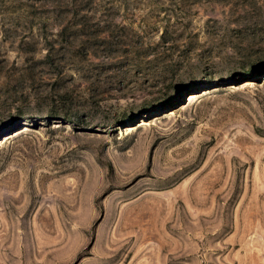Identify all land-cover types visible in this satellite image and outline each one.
Returning a JSON list of instances; mask_svg holds the SVG:
<instances>
[{
  "label": "rangeland",
  "instance_id": "obj_1",
  "mask_svg": "<svg viewBox=\"0 0 264 264\" xmlns=\"http://www.w3.org/2000/svg\"><path fill=\"white\" fill-rule=\"evenodd\" d=\"M0 264H264V0H0Z\"/></svg>",
  "mask_w": 264,
  "mask_h": 264
},
{
  "label": "bare ground",
  "instance_id": "obj_2",
  "mask_svg": "<svg viewBox=\"0 0 264 264\" xmlns=\"http://www.w3.org/2000/svg\"><path fill=\"white\" fill-rule=\"evenodd\" d=\"M191 97H194V95H192Z\"/></svg>",
  "mask_w": 264,
  "mask_h": 264
}]
</instances>
